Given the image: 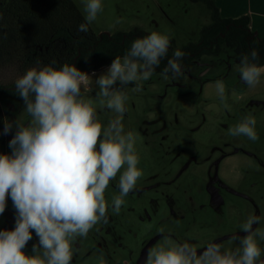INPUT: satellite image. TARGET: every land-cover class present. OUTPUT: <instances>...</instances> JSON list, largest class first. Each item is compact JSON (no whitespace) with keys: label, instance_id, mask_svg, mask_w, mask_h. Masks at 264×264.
I'll return each instance as SVG.
<instances>
[{"label":"rangeland","instance_id":"obj_1","mask_svg":"<svg viewBox=\"0 0 264 264\" xmlns=\"http://www.w3.org/2000/svg\"><path fill=\"white\" fill-rule=\"evenodd\" d=\"M84 16L82 0H74ZM103 10L90 25L98 32L115 34L140 29L169 37L174 52L190 42H198L211 13L202 3L190 0H101ZM119 20V23L116 21ZM232 51L205 56L196 64L182 68L183 76L154 73L147 81L114 87L128 99L122 123L125 132L136 137V153L143 175L136 187L124 197L120 213L113 211L112 197L119 195V173L105 191L109 205L107 222H100L87 237L73 242L71 264H140L149 250L168 244L189 243L198 253L208 243L222 245V251L240 247L246 234L241 224L250 215L260 216L253 230L264 231V73L259 83L249 87L240 75L241 63ZM104 67L89 76L81 96L93 101L97 117L106 126L116 114L100 105L97 77ZM21 73L16 67L0 71V84H15ZM225 84V97L216 91V81ZM140 85V91L134 89ZM4 118L15 121L13 108L3 106ZM256 118L255 142L244 135L231 136L247 115ZM16 121L27 124L23 109ZM0 135V154H11L9 141L15 134ZM229 154L221 168L222 177L235 184L237 194L224 195L226 204L215 200V167L222 153ZM123 171V169H121ZM243 178L244 180L237 181ZM8 208L13 207L7 199ZM15 219V213L13 214ZM6 218L0 215V230ZM15 227V222L9 230ZM6 229V228H5ZM162 230V231H161ZM262 249L264 240L256 237ZM38 237L32 233L25 252L32 255Z\"/></svg>","mask_w":264,"mask_h":264},{"label":"clouds","instance_id":"obj_2","mask_svg":"<svg viewBox=\"0 0 264 264\" xmlns=\"http://www.w3.org/2000/svg\"><path fill=\"white\" fill-rule=\"evenodd\" d=\"M82 3L86 23H81L78 31L86 33L103 5L101 0ZM169 46L167 35L152 32L133 41L130 50L122 58L113 59L97 77L100 105L116 114L106 126L99 121L93 101L81 96L82 85L89 82L88 72L65 63L60 68L32 67L17 78L16 91L30 121L24 124L3 119V134L11 133L14 126L16 131L9 141L11 154H0V215L10 197L15 227L0 230V264H71L73 242L87 237L98 223L107 222L105 191L118 173L119 195L112 197V206L114 213H120L124 197L136 187L143 171L138 167L136 137L132 131L125 132L122 123L128 97L114 86L149 80ZM183 56L176 50L163 74L183 76L178 63ZM256 59L257 52L252 51L251 61ZM251 61L244 56L239 71L241 79L254 87L264 67ZM134 90L140 91L138 83ZM216 91L223 101V81H216ZM255 125L256 118L249 114L230 128L229 134L244 135L255 142L259 139ZM260 222V216L250 215L241 224L246 235L234 237L240 239V247L235 250L222 251L221 244L210 242L198 253L187 242L166 238L168 246L150 249L145 264H264L256 240L257 236L264 240V231L252 227ZM33 231L38 244L29 255L25 248Z\"/></svg>","mask_w":264,"mask_h":264},{"label":"trees","instance_id":"obj_3","mask_svg":"<svg viewBox=\"0 0 264 264\" xmlns=\"http://www.w3.org/2000/svg\"><path fill=\"white\" fill-rule=\"evenodd\" d=\"M190 1L206 6L211 23L202 28L198 42L178 49L184 53L178 61L182 68L226 51H232L240 63L244 56L251 61V53L256 51L257 59L251 62L264 67V37L251 30L249 17L226 19L212 0ZM81 23H86L85 16L74 0H0V71L16 67L23 75L32 67L60 68L67 63L91 74L108 67L113 59L122 58L136 39L150 35L140 29L99 34L90 24L85 33L78 31ZM174 53L168 48L154 73L163 74ZM4 105L13 108L15 120L26 108L15 84H0V135Z\"/></svg>","mask_w":264,"mask_h":264},{"label":"crops","instance_id":"obj_4","mask_svg":"<svg viewBox=\"0 0 264 264\" xmlns=\"http://www.w3.org/2000/svg\"><path fill=\"white\" fill-rule=\"evenodd\" d=\"M223 18H250L251 30L264 37V0H212Z\"/></svg>","mask_w":264,"mask_h":264},{"label":"flooded vegetation","instance_id":"obj_5","mask_svg":"<svg viewBox=\"0 0 264 264\" xmlns=\"http://www.w3.org/2000/svg\"><path fill=\"white\" fill-rule=\"evenodd\" d=\"M229 158V154H226V152H223L221 157L217 160V166L215 167V187L217 188V190H220L221 194L223 195V197L215 190V200L221 204L224 205L226 204V200L224 198V195H228V196H232L233 194H237V186L227 180H225L222 175L220 174L221 172V168L222 166H224L225 162L228 160ZM244 180L243 178L238 179L236 182L238 181H242ZM15 213V209L14 207H6L5 212L2 214L5 218H6V222L4 225L3 229H7L9 230L11 228V226L14 224L15 219L13 214ZM145 260L146 259H142V263L140 264H145Z\"/></svg>","mask_w":264,"mask_h":264}]
</instances>
